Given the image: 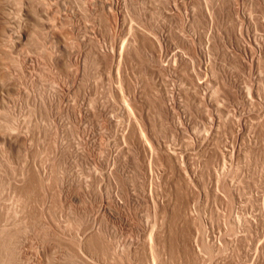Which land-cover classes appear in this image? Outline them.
I'll return each mask as SVG.
<instances>
[{
	"label": "rangeland",
	"instance_id": "rangeland-1",
	"mask_svg": "<svg viewBox=\"0 0 264 264\" xmlns=\"http://www.w3.org/2000/svg\"><path fill=\"white\" fill-rule=\"evenodd\" d=\"M0 264H264V0H0Z\"/></svg>",
	"mask_w": 264,
	"mask_h": 264
},
{
	"label": "bare ground",
	"instance_id": "bare-ground-1",
	"mask_svg": "<svg viewBox=\"0 0 264 264\" xmlns=\"http://www.w3.org/2000/svg\"><path fill=\"white\" fill-rule=\"evenodd\" d=\"M127 113H128V112H127ZM130 115H131V114H130ZM162 218H164V217L162 216ZM154 219H155V218H154ZM191 220H192V218H191ZM154 221H155V220H154ZM153 223H154V222H153ZM154 224H155V223H154ZM155 227H156V226H155ZM152 231H154V230L152 229ZM151 233H153V232H151ZM155 234H156V233H155ZM151 237H152V236H151ZM155 237H156V236H155ZM157 237H159V236H157ZM147 239H148V238H147ZM207 239H208V238H207ZM209 239H210V238H209ZM148 240H149V239H148ZM152 240H153V239H152ZM149 241H150V240H149ZM154 241H155V240H154ZM156 241H158V240H156ZM159 241H160V240H159ZM206 241H207V240H206ZM146 243H147V242H146ZM152 243H153V242H152ZM152 243L150 242L148 245H155V247H156V244H152ZM159 243H160V242H159ZM159 243H157V244H159ZM161 243H162V242H161ZM207 243H208V242H207ZM162 244H163V243H162ZM219 244H220V243H219ZM222 244H223V243H222ZM222 244H221V245H222ZM146 246H147V245H146ZM223 246H224V245H223ZM155 247H154V248H155ZM216 247H217V246H216ZM146 248H147V247H146ZM148 248H149V247H148ZM152 248H153V247H152ZM154 248H153V250H155ZM158 248H159V247H157V250H158ZM164 248H165V247H164ZM164 248H163V249H164ZM192 248H193V247H192ZM195 248H196V247H195ZM219 248H220V247H219ZM149 249H150V248H149ZM199 249H201V248H199ZM213 249H214V248H213ZM220 249H221V248H220ZM151 250H152V249H151ZM151 250H150V251H151ZM161 250H162V249H161ZM165 250H166V249H165ZM197 250H198V249H197ZM216 250H217V249H216ZM159 251H160V250H159ZM199 251H200V250H199ZM154 252H156V251H154ZM152 253H153V252H152ZM159 253H160V252H159ZM159 253H158V254H159ZM162 253H163V252H162ZM148 254H149V253H148ZM154 254H155V253H154ZM150 255L153 256L152 254H150ZM162 256H163V255H162ZM162 256H161V257H162ZM155 257H157V256H155ZM155 257H154V258H155ZM159 257H160V256H159ZM159 257H158V258H159ZM163 257H164V256H163ZM152 258H153V257H152ZM154 258H153V259H154ZM154 260H155V259H154ZM157 262H158V260H157Z\"/></svg>",
	"mask_w": 264,
	"mask_h": 264
}]
</instances>
